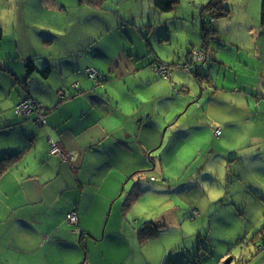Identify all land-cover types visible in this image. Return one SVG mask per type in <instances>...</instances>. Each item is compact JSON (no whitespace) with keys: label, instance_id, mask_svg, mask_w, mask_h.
<instances>
[{"label":"crops","instance_id":"obj_1","mask_svg":"<svg viewBox=\"0 0 264 264\" xmlns=\"http://www.w3.org/2000/svg\"><path fill=\"white\" fill-rule=\"evenodd\" d=\"M107 2L104 0L101 6L75 2L74 13L79 14L64 25L68 11L64 1L0 0V158L20 153L0 176V264H158L156 256L151 255L152 239L160 237L167 222L162 216L146 221L143 213L136 215L134 209L141 200L143 176L150 193L156 192L153 199L163 189L158 181L171 186L172 179L176 180L177 175L171 173L174 163L165 159L163 152L157 155L167 133H176L177 121L185 118L179 126L183 138L191 135L193 127L201 139L210 131L206 124L210 116L202 110V101L194 106L200 110L196 122L184 111L189 103L193 107L203 97L194 98L192 84L202 91L207 80L200 83L195 76L173 69L177 62L185 67L191 52L203 46L202 41L198 44L203 37L194 34V44L188 43L189 56L178 61L175 58L179 49L172 41L177 31L172 32V26L146 32L145 16L141 27L130 23L136 15L130 19L103 17L113 12ZM248 8L245 6L237 18L238 23L246 25L245 33L238 36L233 31L232 38V27L225 28L222 20L230 21L232 14L215 23L202 12L201 26L210 23L213 30L206 35L204 46L212 59L204 63L203 69L206 64L224 69L236 60L247 64L237 59L243 49L235 47L234 38L248 36L253 44L259 40L255 30L264 24L250 25L262 19L261 5L255 15ZM83 11L90 14L85 20ZM54 12L61 15V27L56 26L59 20L50 22L46 17ZM177 16L170 18L176 21ZM192 16L191 22L198 29L199 17L195 11ZM228 47H234L236 59L221 61ZM253 49L254 58L264 65V50ZM161 60L172 67L170 79L161 78L155 69ZM28 62L36 67L30 73ZM88 67L97 70L104 86L99 85L98 77H89ZM226 84L224 79L223 89L229 88ZM63 94L66 98L61 97ZM219 95L226 94L217 84L212 99ZM27 96H33L42 109L34 107L28 114H15L13 108L16 111V105ZM234 96L238 97L233 101L234 111L239 110V115L235 113L233 127L242 124L244 103L250 120L248 131H252L253 138L256 134L264 140V76L254 99L241 92ZM180 99L181 109L174 110V118L165 117L177 108ZM39 111L45 112V122ZM237 134L241 137V132ZM51 140L59 143L69 159L51 153ZM178 143L187 148L183 146L186 141ZM255 144L260 145L262 154L264 143ZM167 149H171L169 145ZM203 153L198 150L195 155ZM254 159H258L256 154ZM137 193L140 195L135 197ZM72 211L77 212V226L67 221ZM147 225L151 235L141 237L140 231ZM146 243H150L148 251ZM9 252L16 256L7 257Z\"/></svg>","mask_w":264,"mask_h":264},{"label":"rangeland","instance_id":"obj_2","mask_svg":"<svg viewBox=\"0 0 264 264\" xmlns=\"http://www.w3.org/2000/svg\"><path fill=\"white\" fill-rule=\"evenodd\" d=\"M61 1L65 2L66 10H68L65 14L64 25L69 24L79 14V12L74 13L73 7L75 2L79 3V0ZM171 1L172 4L175 3V0ZM210 1L212 0H207V2H204V0H178V5L175 7L177 13L171 11V14L165 11H155L154 0H108L106 6L111 7L113 12H108L102 16L130 19L133 15H136L135 18L130 20V23L132 25L136 24L139 27L144 25L143 16H145V20L147 21L146 32H149L150 28L157 30L159 26H162V28L172 26L173 30L171 31L174 33V30L177 31L176 34L172 35V41L179 49V55L175 59L181 61L183 58L189 56L191 48L188 43L194 44V34L202 36L203 41H205V34L213 31L210 23L205 31L201 26L203 8ZM263 1L217 0L213 10L204 13L208 14L210 19H214L215 23L220 18L228 17L232 14L230 21L228 19H222L224 20L223 26L225 28H228V26L232 27V36L230 38L233 37V31L238 36H242L245 33L246 25L237 22L238 16L244 10L245 6H249L248 11L251 15L257 14V7L259 5L262 7ZM194 4H202L203 6L199 8L194 6ZM194 11L199 17L198 29L194 28L191 22ZM175 14H178L177 17H179L176 21L170 18ZM89 16L90 14L86 11L82 12L83 20ZM46 17H49L48 20L50 22L54 19L59 20L60 22L56 26H62L61 15L57 12L46 14ZM262 24L261 17L257 18L256 22L250 23V25L256 26ZM84 26L85 24L82 25L83 28ZM220 31L224 32L225 30L220 29ZM255 32L256 38H259V40L253 44L250 43L253 40H249L248 36H244L239 40L236 38H234L235 40L232 39L237 43L235 47L239 45L243 49L237 59L241 58L247 61V64H245L246 62L238 64L237 60L236 63L231 61L224 69H220L217 65L211 68L206 64L205 80L207 81L204 84V90L200 91L199 89H195V86L192 84L194 98L201 97V94L203 97L199 98L198 102H194L193 107H191L192 105L189 106V103L184 111H187V115L193 117L192 119L196 122L200 119L198 117L200 110H197L194 106H197L202 101L204 106L202 110H207L210 116V121H206L210 131L203 135L201 139V137L197 138L196 129L193 127L190 130L191 135L183 138V135L180 133L181 128H179L185 120L182 117L175 124L176 133L173 134V131L167 133L165 142L157 156L163 152V157L170 159L174 163L171 173L177 175L176 180L174 178L172 179L171 186H166L163 183L164 181H158L163 185V189L159 197L153 199L152 196L156 192L152 190L150 193L148 180L144 176L142 177L143 187L142 191L140 190L142 196L136 209H134L135 214L140 215L143 213L146 221H149L148 219L157 220V217L162 216L168 226L160 231V237L156 236L152 239L154 249L151 255L156 256L158 259L156 263L158 264H168L170 261L173 264H188V260H192V257L210 255L209 250L213 251L217 256L230 250L233 256L225 258L223 264L228 260H231V263L235 264L236 262L232 260V257L241 258L239 255L243 251L242 244L240 248L237 246L230 247V242L227 239L243 237L241 240H244L243 244H246L245 252L249 254L252 248L255 249L253 243L254 235L260 229L264 228V207H252L254 201L255 203L261 202L264 204V152L260 154V145L255 144L257 142L264 143V140L256 134L255 138H253L252 131H248L250 120L247 118L248 115L246 114V105L244 103L242 104L241 113L242 124L241 126L233 127L235 113L237 116L239 115V110L234 111L233 101H237L238 99L234 94L240 92L243 94L247 93L254 99V96L258 92L260 79L264 76V65L260 64L254 58L256 51L253 49L258 48L264 50V24L261 29L258 28ZM224 36L226 38L228 37L226 34ZM188 37L189 40L187 39ZM201 41L202 39H200L199 45ZM228 50L230 53L228 51L224 54L221 61L227 59L229 62L230 58L236 59L237 53L234 47H228ZM194 52L197 51L193 50L191 52V58H194ZM182 64L184 63H175L174 69L177 72L182 71ZM203 67H205V64ZM184 70L185 72H192V69L187 65H185ZM197 72H199V77H201L202 73L200 71H194L188 76L194 77ZM224 79L227 82L226 86L229 87L227 89L222 88ZM233 80H238V82L234 83ZM211 81H213V84ZM217 84H219V89L224 91L226 95H219L213 100L212 98ZM184 96L185 94L181 97ZM34 101L33 106H37V101ZM176 109H181V99L177 108H173L165 117L170 116L173 119L175 113H177L174 112ZM13 111L15 114L20 115L14 108ZM214 116L216 119L213 120ZM161 118L165 123L164 117ZM166 126L163 125V129L167 128ZM163 129L161 140L164 133ZM217 129L223 130V135H217ZM235 132L236 134L237 132H241V137L238 136L240 134L235 136ZM180 140L186 141V145L183 146H187V148H181L178 143ZM168 145L171 148L170 150L167 149ZM176 145L178 147L175 150L174 146ZM240 148L243 149L241 152L239 151ZM198 150H204L202 156L195 155ZM255 154L258 159H254ZM220 165H223V167ZM158 177L162 178L163 176L158 175ZM166 189L168 190L167 192L164 191ZM169 190L173 193H170ZM140 193H137L135 197L139 196ZM234 199L235 204H233ZM244 199L247 204L245 209L242 210ZM150 210L151 213L149 214ZM242 211H244L243 214L241 213ZM196 212H199L200 215L195 217ZM148 214L151 217H148ZM149 246L150 243H146V251H148ZM212 246L215 248L213 249ZM162 253H165L164 258L160 257ZM6 255L7 257H14L16 253L9 252ZM147 257L152 260L148 253ZM245 264H248V261Z\"/></svg>","mask_w":264,"mask_h":264},{"label":"trees","instance_id":"obj_3","mask_svg":"<svg viewBox=\"0 0 264 264\" xmlns=\"http://www.w3.org/2000/svg\"><path fill=\"white\" fill-rule=\"evenodd\" d=\"M103 1L104 0H79V2L82 4V5H85V4H90V5H94V6H99V5H101L102 3H103ZM217 0H212V1H210L208 4H206L205 6H204V10H203V13L204 12H207V11H211V10H213V8L216 6V2ZM178 0H175V3L174 4H172V1L171 0H155V11H165V12H170V11H173V10H175V7H176V5H178ZM206 14V13H205ZM262 22H264V1H263V5H262ZM203 27V30L205 31V29H206V27H205V25H203L202 26ZM2 35H3V28L2 27H0V38L2 37ZM207 34H205V36H206ZM205 39H206V37H205ZM204 39V40H205ZM204 43V44H203ZM205 43H206V40L205 41H203V39H202V44H203V46H200V49L202 50V51H204L205 53H207L208 55H209V57L207 58V60H210V59H212V57H211V52L209 51V49L207 48V50H206V47H204L205 46ZM206 60V61H207ZM160 61V60H159ZM205 61V62H206ZM161 62L163 63L164 61L163 60H161ZM204 61H200V60H197L196 58L194 59L193 57L191 58L190 57V59H189V61L188 62H186L185 63V65H188V67L190 68V69H192V72H185V70H184V64L182 65V67H183V69H182V71H184L185 72V74H187V75H189V74H192L194 71H200L201 73H202V76L201 77H199L200 76V74H199V72H197V73H195V78L196 79H198V81L201 83V81H203V82H205V71H202V69H203V65H204V63H205ZM165 63V62H164ZM89 68H92V67H88L87 68V70L89 69ZM170 68V66L168 67V69ZM27 69H28V71H29V73L30 72H32L33 70H35L36 69V67H35V65L32 63V62H28L27 63ZM171 69H172V67L170 68V70L168 71V77H164V76H162V75H160L159 73V75H160V77H162V78H165V79H170V74H171ZM174 69V68H173ZM206 68H204L203 70H205ZM43 73H46V70H44V71H42ZM98 79H99V83H101V84H99V85H102V86H104V80H101L102 78L100 77V75L98 74ZM77 87V86H76ZM79 88V87H78ZM205 88V87H204ZM175 90H177V89H175ZM64 96H61V97H64V98H66L65 97V94H63ZM29 97H31V96H27V97H25L23 100H21L18 104H20L21 102H24L26 99H28ZM32 98L33 99H35L33 96H32ZM63 98V99H64ZM259 100H260V102H261V97H259ZM17 104V105H18ZM16 105V106H17ZM37 107V106H36ZM16 108V107H15ZM37 108H39L40 110L42 109V106H40V107H37ZM34 110V109H33ZM42 115H44L45 114V112L44 111H39ZM44 113V114H43ZM45 115H44V122H45ZM53 142H55V143H57L58 145H59V143L58 142H56V141H54V140H51V146H52V143ZM51 148V147H50ZM65 153V152H64ZM18 155H20V153H17V154H14V155H8V156H4V157H1L0 158V176H1V174H3L4 172H5V170L7 169V167H8V163H9V161L11 160V159H13V158H16ZM65 155H66V159H69V156H68V154L67 153H65ZM65 159V160H66ZM153 179H155L156 180V178H153ZM263 199H264V197H263ZM234 201V203L233 204H235V199L233 200ZM246 200L244 199V201H243V204H242V206H243V208H242V210H244L245 209V207H246ZM252 207H264V204H262L261 202H258V203H255V201H254V204H252ZM243 212L244 211H242L241 213L243 214ZM70 213V212H69ZM68 213V214H69ZM67 214V215H68ZM196 216H199L198 214H197V212L195 213V217ZM67 217V216H66ZM68 221V220H67ZM78 225V224H77ZM76 225V226H77ZM263 229L264 228H262V229H260L255 235H254V239H253V243H254V247H255V249H251V251L249 252V254L248 253H246L245 252V247H246V244H243V241L244 240H241L243 237H232V238H230V239H227L228 240V242H230L229 244H230V247L231 246H237L238 248H240V245H241V247H242V249H243V251H241V253H240V255L239 256H241V258H239V257H232V260H234V262H236L235 264H245L246 263V261H248V264L250 263V264H264V232H263ZM150 226L149 225H147L146 226V228H143L141 231H140V236L141 237H149L151 234H150ZM263 232V233H262ZM260 233H261V235H260ZM210 234V233H209ZM237 238V239H236ZM240 241V242H239ZM212 248L214 249L215 247L214 246H212ZM209 250V249H208ZM209 252L211 253L210 255H204V256H198V257H192V260L191 259H189L188 260V264H221L222 263V260L224 259V258H226V257H229V256H233V253L229 250L228 252H225V253H223V254H219L218 256L217 255H215L214 254V252L213 251H211V250H209ZM260 253H262L261 255H260ZM230 264H232V263H230Z\"/></svg>","mask_w":264,"mask_h":264},{"label":"built area","instance_id":"obj_4","mask_svg":"<svg viewBox=\"0 0 264 264\" xmlns=\"http://www.w3.org/2000/svg\"><path fill=\"white\" fill-rule=\"evenodd\" d=\"M197 52H194V58H196L197 60H200V61H206L207 58L209 57V55L207 53H205L204 51H201V50H195ZM212 57V56H211ZM188 66V65H187ZM155 69L156 71L164 76V77H168V65L166 63H158L155 65ZM87 73L89 75L90 78H94V79H97L98 77V72L97 70H95L94 68H89L87 70ZM35 100V99H34ZM33 100L32 97H29L28 99H26L24 102H21L20 104H18L16 106V112L18 113H21V114H28L29 112H31L33 110L34 107L36 106H33V103H35V101ZM37 104V103H36ZM40 119L42 121H44V115H42L40 113ZM216 134L217 135H220L221 134V130L220 129H217L216 131ZM51 153L52 154H59L61 155V157L63 159H66V155L64 153V150L55 142L52 143V146H51ZM198 215H200L199 212H197ZM67 220L70 224L72 225H77V223L79 222L78 221V215H77V212L76 211H72L70 212L68 215H67Z\"/></svg>","mask_w":264,"mask_h":264},{"label":"water","instance_id":"obj_5","mask_svg":"<svg viewBox=\"0 0 264 264\" xmlns=\"http://www.w3.org/2000/svg\"><path fill=\"white\" fill-rule=\"evenodd\" d=\"M212 19L209 20V22H211ZM231 263V260H228L225 264H230Z\"/></svg>","mask_w":264,"mask_h":264},{"label":"flooded vegetation","instance_id":"obj_6","mask_svg":"<svg viewBox=\"0 0 264 264\" xmlns=\"http://www.w3.org/2000/svg\"><path fill=\"white\" fill-rule=\"evenodd\" d=\"M199 50H201V49H199ZM202 51V50H201Z\"/></svg>","mask_w":264,"mask_h":264}]
</instances>
